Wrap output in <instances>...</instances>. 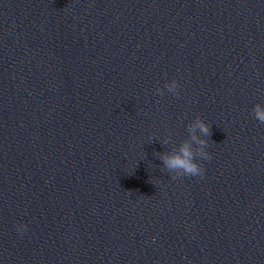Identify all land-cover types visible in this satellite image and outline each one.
<instances>
[{"label":"water","instance_id":"water-1","mask_svg":"<svg viewBox=\"0 0 264 264\" xmlns=\"http://www.w3.org/2000/svg\"><path fill=\"white\" fill-rule=\"evenodd\" d=\"M257 103L264 0H0V264H264Z\"/></svg>","mask_w":264,"mask_h":264},{"label":"clouds","instance_id":"clouds-1","mask_svg":"<svg viewBox=\"0 0 264 264\" xmlns=\"http://www.w3.org/2000/svg\"><path fill=\"white\" fill-rule=\"evenodd\" d=\"M167 87L170 91H176L178 89V82L173 79L168 83ZM253 113L259 122L264 123V104H255ZM196 129H199L201 133L207 136L210 133V126L203 120H197L192 126V140L201 146L199 149H197V152L200 156L207 159L209 158V153L204 150V147L208 142L207 140L200 139L196 136ZM195 157L196 152L193 151V145L186 141L182 143L175 151L165 155L163 157V161L164 165L168 169L172 170L177 176H202L204 170L200 163L197 162ZM17 231L23 233L27 231V226L25 224H20L17 226Z\"/></svg>","mask_w":264,"mask_h":264}]
</instances>
